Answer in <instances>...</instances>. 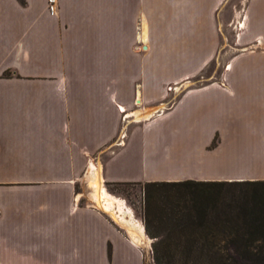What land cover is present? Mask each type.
I'll return each instance as SVG.
<instances>
[{
	"label": "crops",
	"instance_id": "1",
	"mask_svg": "<svg viewBox=\"0 0 264 264\" xmlns=\"http://www.w3.org/2000/svg\"><path fill=\"white\" fill-rule=\"evenodd\" d=\"M225 1L0 0V264L141 263L74 204L88 166L101 184L264 181V0L235 14L224 79L183 89Z\"/></svg>",
	"mask_w": 264,
	"mask_h": 264
},
{
	"label": "trees",
	"instance_id": "2",
	"mask_svg": "<svg viewBox=\"0 0 264 264\" xmlns=\"http://www.w3.org/2000/svg\"><path fill=\"white\" fill-rule=\"evenodd\" d=\"M145 185L171 190L144 213L154 264H264V181Z\"/></svg>",
	"mask_w": 264,
	"mask_h": 264
},
{
	"label": "rangeland",
	"instance_id": "3",
	"mask_svg": "<svg viewBox=\"0 0 264 264\" xmlns=\"http://www.w3.org/2000/svg\"><path fill=\"white\" fill-rule=\"evenodd\" d=\"M244 3L245 0L225 1L222 11L219 15V23H220L219 29L222 37L221 39L222 42L218 50V53L216 54V57L213 60V62L210 64V66L206 70H204L200 75H198L196 78L186 83L183 89L205 84L210 79L213 80L224 79V72L227 70V67H229V60L231 59L235 50L233 47L234 45L233 41L237 35L236 29L234 27L235 14H238L243 10ZM177 95H179V92L177 93ZM146 117L147 114H145V116H141V119H144ZM103 156L104 153H102L100 156H96L94 163L99 164L101 161V157ZM225 169L227 170L231 168H225ZM85 170L74 185V189L72 192V199L74 200V204H76V206H78L81 209L89 208L88 206H93V204L91 203L92 201L88 194L90 189L88 188L86 182V178L89 175L91 176V174H93L95 179H98L97 188H104V190L108 194L121 200L123 204L126 206V208L131 212L133 218L144 228V232H145L144 213L146 208L148 207V205L149 208L150 207L152 208L155 202H159L160 200H162V198L166 194H168L169 191H171L169 188L146 187L144 183H131V184L119 185V186H107L106 183L101 184L100 179L98 177V169L96 167L88 166L86 172ZM89 209L97 211L98 213L103 215V217L107 219L108 222L114 225V223L111 222L106 215H104L102 212L99 211L100 210L99 208H97L99 210L95 208H89ZM107 215L111 218L109 214ZM114 222L120 228H122L116 221ZM122 229L125 231L124 228ZM145 235L149 239V242L146 248L142 247L144 250L140 249L141 254L143 256L140 264H154L152 257V243L154 242V239L151 238L146 232Z\"/></svg>",
	"mask_w": 264,
	"mask_h": 264
},
{
	"label": "bare ground",
	"instance_id": "4",
	"mask_svg": "<svg viewBox=\"0 0 264 264\" xmlns=\"http://www.w3.org/2000/svg\"><path fill=\"white\" fill-rule=\"evenodd\" d=\"M132 116L133 120L138 121L145 114L135 112L132 113ZM86 182L90 189L88 194L93 206L109 214L114 221L124 228L133 244L146 248L149 239L145 235L144 228L133 218L123 202L108 194L104 188H97L98 179H95L93 174L86 178Z\"/></svg>",
	"mask_w": 264,
	"mask_h": 264
},
{
	"label": "built area",
	"instance_id": "5",
	"mask_svg": "<svg viewBox=\"0 0 264 264\" xmlns=\"http://www.w3.org/2000/svg\"><path fill=\"white\" fill-rule=\"evenodd\" d=\"M54 4H55V0H48V11L50 13H53L54 11ZM176 90H179V88H176L175 85H169L166 87V91L167 92H174ZM137 100L134 101V105L137 106Z\"/></svg>",
	"mask_w": 264,
	"mask_h": 264
}]
</instances>
